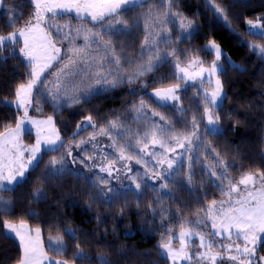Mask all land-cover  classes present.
<instances>
[{"label": "snow or ice", "instance_id": "1", "mask_svg": "<svg viewBox=\"0 0 264 264\" xmlns=\"http://www.w3.org/2000/svg\"><path fill=\"white\" fill-rule=\"evenodd\" d=\"M29 3L33 6V12L25 25L6 36H0V50L11 47L13 55L18 50L22 62L29 70L25 81L15 89V109L17 112L22 111V115L17 117L14 128L6 125L5 131L0 132V192H15L17 188L23 187L27 181L26 174L39 168L45 154L55 152H62V155L60 159L53 156L49 161L44 174L46 179H58L66 175H75L79 179L82 171L69 167L67 158H71V163L79 161L89 168L97 167L95 162L98 161L99 173H105L106 177L99 176V173L96 175L104 185L109 184L110 178L119 180L122 174L125 175L131 184L110 187L108 193L111 195L100 189V199L109 205L125 192L135 191L141 196L149 187L174 199V193L164 190L178 177L184 181L179 187L186 188L191 193L196 166L199 164L200 170L208 174L224 198L211 200L201 209L202 216L187 222L192 225L187 229L183 227V217L173 214L181 223V230L176 234L168 224H164L168 238H162L160 244L164 250L162 258L171 260L172 264H180L181 261L187 264H223L225 260L230 264H264V256L258 255L259 248L264 247V172L258 170L255 173H244L238 181L232 179L228 175L231 165L226 164L219 155H214L215 149L203 139L205 135L223 134L219 112L223 111L227 95L223 92L219 77L226 72L221 60H227V57L219 45L210 41L201 49L215 57L210 67L205 68L203 60L199 57L193 59L194 50L184 52L173 49L161 52V43L171 47V35L154 40L152 36L156 34L150 33L146 36L140 53L141 58L148 55L147 63L140 65L133 75L125 76L123 65H131L134 60L127 59L126 53H117L111 37L130 33L138 26V21L129 25L123 15L129 10L144 6L145 0H29ZM175 3L176 0H161V6L168 8L166 15L169 19L166 22L180 21L176 27L181 33L180 42H184L196 33V26L192 21L185 22L182 14L172 12ZM206 3L218 21L230 28L225 9L215 5L213 0H206ZM2 7L3 0H0V8ZM148 15L151 16V12ZM18 16L19 13H12L10 27L15 25ZM65 16L70 18L64 24L59 23V19ZM73 18L80 21L78 26H73ZM88 24L92 27H88ZM248 24L250 34L264 36L261 25L251 21ZM105 36L109 39L105 40ZM250 47L264 58V47ZM180 55L184 56L187 67H181ZM121 56L125 59L122 60ZM169 57L172 59L169 60ZM163 63L173 64V78L178 81L187 83L199 80L194 109L202 108L200 116L192 114L190 120H184L189 110L180 103L179 83L163 89L156 88L152 93L146 92L149 85L145 83L140 89H131L130 93L139 95L143 90L160 107L166 108L170 104L172 110L180 114L177 122L186 125L185 131L178 132L164 115L155 110L150 111L149 102L141 96L138 104L133 102L131 110L136 114L135 120L150 121L143 136L133 133L131 129L119 130L117 121H110L107 127L97 129L89 115L76 126L72 135L79 136L88 127L93 129V133L75 144L79 151L73 156V145L61 137L53 116L40 120L29 115L30 109L42 111V102L49 103L55 113L81 102L89 103L92 96L111 92L125 83L130 85L146 74L159 70ZM228 63L231 67L238 68L233 62ZM106 65L110 67L105 71ZM94 68L98 70L93 71ZM196 69L199 71H195ZM93 80L94 85L90 83ZM205 83L211 91L203 88ZM155 117H159V120L154 119ZM32 128L35 129V143L25 146L21 142L22 137L30 135ZM125 133L135 138V144L130 139L122 144L115 138L119 136L123 139ZM98 136L109 137L111 140L106 145L107 152L97 142ZM89 145L90 148L87 147ZM202 150L212 157L213 164L204 162L206 157H202ZM89 151L92 152L91 155H88ZM133 152L134 156L131 154ZM133 159L140 166L135 171L129 163ZM88 161L93 163H87ZM118 164L121 167H116ZM185 167L187 174L181 176ZM85 179L93 189L99 188L91 177L85 176ZM137 180L140 182L137 183ZM157 180L162 183H150ZM41 196L46 197V193L33 194L36 200ZM14 211L13 203L0 196V215H11ZM28 215L36 214L30 211ZM160 219H164L163 213ZM3 227L6 238L19 242L21 256L17 264H67L64 260L48 256L39 227L32 229L24 220L18 225L5 221ZM65 232L70 238H76V233L71 229H65ZM174 240L179 241V248L173 247ZM194 240L198 243H193ZM48 250L60 256L67 249L61 238L53 241L49 237ZM77 257L84 258L82 253H77ZM99 259L100 264H110L103 257Z\"/></svg>", "mask_w": 264, "mask_h": 264}, {"label": "trees", "instance_id": "2", "mask_svg": "<svg viewBox=\"0 0 264 264\" xmlns=\"http://www.w3.org/2000/svg\"><path fill=\"white\" fill-rule=\"evenodd\" d=\"M214 2L225 9L232 28L218 21L205 0H182V10L195 22L196 33L177 50H194L193 55L203 53L207 60L211 54L201 51L206 43L214 41L221 47L227 57V60L222 61L226 72L219 77L223 92L227 95L223 111L219 112L223 134L205 135L204 140L215 149L214 155H219L226 164L231 165L228 175L237 177L246 172H264V58L250 47L252 44L264 46V36L250 34L246 27L247 20H259L264 28V0ZM2 8L6 10L2 13L0 9V36H6L11 31L6 23L13 18V12L19 13L16 24L20 26L25 25L33 11L29 0H3ZM141 51L140 45L134 43H128V47L118 46V53H126L127 59L134 60L131 65H123L125 76L133 75L140 65L147 63L149 57L144 55L141 58ZM121 59L125 57L121 56ZM228 61L238 68L231 67ZM28 71L18 50L15 55L11 47L0 50V132L5 131L6 125L14 128L17 117L22 113L15 109V89L25 81ZM173 73V64L163 63L159 70L146 74V78L138 79L136 84H124L111 92L93 96L89 103L73 106L66 115L75 126L84 122L89 115L93 123H101L145 93L141 90L139 95H132L131 89H140L145 83L149 85L147 90L178 84ZM181 94L182 101L187 102L196 94V89L187 87ZM24 137L28 142L32 141L31 135L25 134ZM204 157L205 163H214L206 151ZM39 168L28 173L23 187L17 188L15 192H1L5 200L13 203L15 211L11 215H0V264H17L20 259L19 242L5 237L3 223L17 224L21 220L30 228L41 229V239L51 255L56 256L48 250L49 237L53 241L61 238L67 250L57 257L73 264H100L101 257L110 261V264H172L169 259L162 258L160 244L164 235L167 236L164 224H168L172 230L179 229L181 223L177 216H182L184 220L185 215L195 210L187 191L181 192L185 208L172 199L160 204L149 193L145 198L146 204L142 203L144 199H139L138 204L109 210L104 203L91 201L80 187L74 186L73 176L62 177L63 185L55 186L39 179ZM195 184L201 202L221 197L219 188L207 173L200 170V166L196 169ZM41 185L48 196L37 202L35 213L38 217L29 216L32 206L29 201L34 191L39 192ZM161 213L164 215L163 220L160 219ZM65 229L75 232L76 238H70ZM77 253H82L84 258L79 259ZM258 255L264 256V247L259 248Z\"/></svg>", "mask_w": 264, "mask_h": 264}, {"label": "rangeland", "instance_id": "3", "mask_svg": "<svg viewBox=\"0 0 264 264\" xmlns=\"http://www.w3.org/2000/svg\"><path fill=\"white\" fill-rule=\"evenodd\" d=\"M234 2H238V1H243V0H233ZM206 2V0H205ZM214 2V0H213ZM181 3L182 1L181 0H176V3L172 6V12L174 13H178L176 11L180 10L181 13L184 14V12L182 11L181 9ZM208 5V7L210 8L209 4L206 3ZM215 5H217L215 2H214ZM219 6V5H217ZM221 7V6H219ZM223 8V7H221ZM2 10V13H4V11L6 10L5 8H0ZM211 9V8H210ZM33 12V11H32ZM151 12V16H149L148 14ZM167 12H168V8L166 6H161V0H145V3H144V6L142 7H136L135 9L133 10H129L127 11L126 13H124L123 15V18L128 22L129 25L133 24L134 22H137L138 21V26L136 28H134L133 30H131L130 33H125V34H121V35H116V36H112L111 37V42L114 46V48L116 49V51L118 50V46H123V45H126V47H128V43H134V44H138L140 45V47L144 44V41H145V38L146 36H148L150 33H155L156 35L152 36V39L154 40H160L162 39L163 37L165 36H168V35H171V39L173 41L171 47H169L167 44H163L161 43L159 45L160 47V50L161 52H170L172 51L176 46L175 49H178V47L183 43V42H180V36H181V33L180 31L178 30V28L176 27V25L179 24V20H176L175 23H167L166 20L169 19L167 17ZM74 16V14H71ZM185 15V14H184ZM216 16V15H215ZM31 17V16H30ZM70 17L69 16H65L63 19H59V23L61 24H64ZM217 18V16H216ZM8 22L6 23V25L8 24L9 25V20H7ZM184 21L187 22V21H192V19L186 14V16L184 17ZM251 21L253 24H259L261 25V22L259 20H247L246 21V27L247 29L249 30V24L248 22ZM193 22V21H192ZM223 23V22H222ZM72 24L73 26H78L80 24V21H77L75 20L74 18L72 19ZM24 25H20L18 26L16 23L13 27H10L11 28V31L10 32H13L17 29H20L21 27H23ZM88 27H92L91 24H88L87 25ZM262 26V25H261ZM9 32V33H10ZM8 33V34H9ZM7 34V35H8ZM109 37L108 36H105V40H108ZM188 41V40H187ZM187 41H184V42H187ZM77 43H82V41H77ZM209 43V42H208ZM206 43V44H208ZM178 44V45H177ZM217 44V43H216ZM249 44H252V43H249ZM218 45V44H217ZM252 45H255V46H259L257 44H252ZM131 45L129 44V47ZM205 46V45H204ZM139 47V46H138ZM137 47V49H138ZM220 47V46H219ZM259 47H263V46H259ZM221 49V47H220ZM222 50V49H221ZM190 51V49H187L185 50L184 52H188ZM223 52V50H222ZM118 53V52H117ZM258 53V52H257ZM193 55V54H192ZM196 57H199L201 60L204 61V64H203V67L205 68H208L210 67L211 65V62L214 60V54H211V57L209 59H205V57H203V53L202 54H196V55H193V59H195ZM180 59V62H181V67H187V64L185 63V60H184V56L181 55L179 57ZM223 61V58L221 60V63ZM110 66L109 65H106L105 67V71L109 68ZM98 69H93V71H97ZM195 71H199V69H196ZM123 75H125L123 73ZM142 78H146V75L143 76ZM214 80V78H213ZM138 81L135 80L133 84H136V82ZM90 83H92L93 85L95 84V81H91ZM179 84L181 85H184L185 87H193L197 90V93H198V88L200 87L199 85V80L197 79L196 81H188L187 83L185 82H181V81H178ZM126 84V83H125ZM124 85V84H123ZM181 88V87H180ZM203 88L205 89H208L209 91H211V89H209V86L205 83L203 85ZM183 89V88H182ZM179 95V93H178ZM96 96V95H94ZM93 97V96H92ZM91 97V98H92ZM181 101V99H180ZM194 101V100H193ZM82 103V102H81ZM80 103V104H81ZM202 103V101H201ZM43 110L40 111V112H36V111H33V110H29V115L30 116H33L34 118L36 119H40V120H43V119H46L48 116H53L55 122H56V127L58 129H60V135L61 137L67 141L68 143H71L73 145V156H76L77 152L79 151L78 149L75 148V144L80 140V139H83L85 138L84 134L82 133V135H79V136H76V137H73L71 136V133H72V130L73 129H76V126L72 124V121L70 119V117H68L66 114H67V111H69L73 106H76V105H73L72 107H69V108H66V109H63L61 112L59 113H55L53 111V108L52 106L49 104V103H43ZM200 111H202V108H199ZM126 112L124 114H122L120 117H119V120H120V125L119 126H122L121 127V130H123L124 126L126 124H130L132 122V114L131 113V108H126L125 109ZM22 115V113L20 114ZM134 115V114H133ZM65 124L67 125V128H65ZM26 127H29L31 128L30 125H26ZM86 132H89V134L92 135V131H91V128L89 127L88 130L86 129ZM80 133V134H81ZM31 138H32V141L31 142H28L25 137L23 136L22 137V144L25 145V146H31L35 143V129L32 128L31 130ZM82 136V137H80ZM127 137H129V134H127ZM29 138V136H28ZM100 139V137L98 136L97 137V142L98 140ZM107 142L108 140H101L99 141V145L104 148V150L107 152L108 149L106 148L105 145H107ZM104 143H106L104 145ZM63 151V150H62ZM90 154H92L91 151H89ZM88 153V154H89ZM59 156V159L62 155V152H55V153H49V154H45L43 157V162L40 164V166L43 164V166L45 165V162L46 161H50L53 156ZM57 158V157H56ZM68 160V163H70L72 165V167L74 169H83L84 171H86L88 173V170H86L83 166L82 163H80L79 161H77L76 163H71V158H67ZM47 164V163H46ZM71 165L68 164V166L70 167ZM116 166H120L121 165H116ZM42 168V167H41ZM237 169V171H240V169L238 167H235ZM40 169V168H39ZM47 170V169H46ZM41 171V169H40ZM38 176H39V179L44 181V183L46 182H51L52 184H54L55 186H62L63 185V178H58V179H46L45 178V175L44 174H41V172L38 171ZM104 176H106L105 173H102ZM28 175V173L26 174V176ZM93 180L95 179V177L92 175V174H89ZM68 176H75V175H66V178ZM115 176V175H114ZM64 177V176H63ZM99 180V179H98ZM111 180V179H110ZM100 181V180H99ZM112 182V180H111ZM122 183L125 184L124 181H121ZM113 183V182H112ZM139 183V182H137ZM43 185V184H42ZM40 186V189H39V192H43V193H46L45 192V188H43V186ZM74 186H78L81 188L82 192H84L88 198L93 201V202H97V203H104V205L106 207H108L109 210H111L112 208H115V207H118V206H121V207H126L128 205H135L136 203L138 204L139 203V199H134V197H136L135 195V192L134 191H128V192H125L121 197L120 196H117L116 199L113 201V203L111 205L105 203L102 199H100V192L98 191L99 188L97 189H93L91 183H89L86 179H85V176L84 174H82L80 176V178L78 179L76 176H75V180H74ZM174 189H176V193H175V200L177 201V203L180 205L181 208H185L186 206V203L185 201L182 199V195L179 194L178 190H177V187H175ZM34 191V189H33ZM34 193H36L34 191ZM33 193V194H34ZM107 193L108 195H111V193ZM144 193V191H143ZM47 193H46V197H47ZM143 194L140 196V198H142ZM44 196H41L39 198V200H36L33 198L30 199L29 201V204L32 205L31 208H30V211L31 212H36V206H37V202L41 201L42 198ZM133 198V199H130V200H125L124 198ZM191 198L193 199V201H195L196 203H194V207H195V210L189 214V215H185L184 216V225L183 227L184 228H190L192 227L191 224L187 223L189 221H195L199 216H202L203 215V212L201 211L202 208L206 207L207 204L213 200H209V201H206V202H200V192L198 191V189L196 188L193 189L192 188V191H191ZM224 197H220V198H214L216 200H220V199H223ZM200 202V203H199ZM160 204H162V201L159 202ZM36 214V213H35ZM33 217H38V214L34 215ZM15 224V223H14ZM19 223H17L18 225ZM33 229V228H32ZM181 230V228L179 229H174L173 232L178 234L179 231ZM168 238V236H165L164 235V239L166 240ZM193 243H198V241H193ZM173 247L174 248H179L180 247V244H179V241L178 240H174L173 241ZM46 251V250H45ZM163 249H162V254H163ZM47 252V251H46ZM48 253V252H47ZM48 256L49 257H52L53 259H56V260H64L60 257H57V256H54V255H51L48 253ZM67 262V264H73L67 260H64ZM171 261V260H170ZM172 262V261H171ZM180 264H187V262L185 261H181ZM223 264H230V262L228 261H224Z\"/></svg>", "mask_w": 264, "mask_h": 264}, {"label": "flooded vegetation", "instance_id": "4", "mask_svg": "<svg viewBox=\"0 0 264 264\" xmlns=\"http://www.w3.org/2000/svg\"><path fill=\"white\" fill-rule=\"evenodd\" d=\"M176 12H178L179 14H182V17L184 18L185 16H186V13H181L180 12V10H178V11H176ZM154 91V89H149V90H147L146 92L147 93H152ZM141 96H143L144 97V99L147 101V102H149V110L151 111V110H155V111H158V112H160L162 115H164L168 120H170L173 124H174V126H175V128H176V130L178 131V132H182V131H185V128H186V125L185 124H182V123H179V122H177V118L179 117V113L178 112H174L173 110H172V108H171V105L169 104V107H160L158 104H156L155 102H152L151 100H150V98H149V96L145 93L144 95L142 94V95H140L137 99H134L133 101H131L130 103H128L125 107H123L121 110H119L116 114H113L112 116H109V117H107L104 121H102L101 123H98V124H96L97 125V129L99 128V127H107L108 126V122H110V121H117L118 122V128H120L119 127V125H120V122L118 121V119H119V117L122 115V114H124L125 112H126V108H128V107H132V104H133V102H136L137 104L139 103V100H140V98H141ZM185 109H187V110H189V112H188V114L184 117V120L185 121H188V120H190L191 119V116H192V114H195V115H197V116H200L201 115V111H200V109H194V101H193V98L192 99H190V101H188L186 104H181ZM132 119H133V117H132ZM154 119H156V120H159V117H155ZM135 121V120H134ZM135 124H137V127L139 126V128L141 129V131H140V135L141 136H143L144 135V132L147 130V128H148V126H149V123H150V121H146V120H140V121H136V122H134ZM89 128V127H88ZM88 128H87V130H88ZM91 128V127H90ZM76 130L74 129V132H75ZM91 133H93V129L91 128ZM83 134H84V136H85V138H83V139H87L89 136H91V134H89V132H86V130H83V131H81ZM80 132V133H81ZM82 133L81 134H79V135H82ZM71 136H73L72 135V133H71ZM80 137H82V136H80ZM106 138H108V144L109 143H111V140L109 139V137H106ZM115 138L118 140V141H120V139L117 137V136H115ZM120 143H121V141H120ZM105 145V144H104ZM150 148H151V145L149 146ZM89 148H90V145H89ZM158 150V149H157ZM178 151H179V149H177ZM89 155H91L90 153H89ZM57 157V159H59V156L57 155L56 156ZM131 162V164L133 165V171H135L137 168H139L140 166H138V165H136L135 164V160L133 159L132 161H130ZM88 163H93L92 161H88ZM95 163H97L98 165L97 166H99V162L97 161V162H95ZM48 164H49V162H48ZM47 164V165H48ZM116 167H118V166H116ZM120 167V166H119ZM44 169H45V167H44ZM141 171H143V169L141 168L140 169ZM97 173H99V172H97ZM115 174V173H114ZM129 175H131V173H129ZM99 176H103L102 175V173H99ZM95 177L97 178V175H95ZM123 177L125 178V175H121L120 176V179H119V182L121 183V181L123 180ZM95 181H96V183L99 185V192H100V189H103V191L104 192H107L108 191V189L111 187V184H108L107 185V187L105 188V186H104V184L101 182V181H99L98 180V178L97 179H94ZM116 180V179H115ZM139 181V180H138ZM140 182V181H139ZM151 183V182H150ZM152 183H155V184H159V183H162V181H154V182H152ZM120 185H122V184H120ZM119 185V186H120ZM123 185H125L124 183H123ZM142 189H143V185H142ZM148 190H152V188L151 187H149L147 190H146V192H148ZM135 192V191H134ZM135 195H137L136 194V192H135ZM125 200H128V199H130V198H124Z\"/></svg>", "mask_w": 264, "mask_h": 264}, {"label": "bare ground", "instance_id": "5", "mask_svg": "<svg viewBox=\"0 0 264 264\" xmlns=\"http://www.w3.org/2000/svg\"><path fill=\"white\" fill-rule=\"evenodd\" d=\"M87 176V175H86ZM151 182V181H150ZM152 183V182H151Z\"/></svg>", "mask_w": 264, "mask_h": 264}]
</instances>
